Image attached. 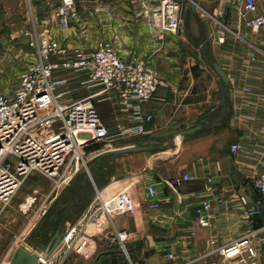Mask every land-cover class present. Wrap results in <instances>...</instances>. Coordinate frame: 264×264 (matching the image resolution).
Segmentation results:
<instances>
[{
  "label": "crops",
  "instance_id": "1",
  "mask_svg": "<svg viewBox=\"0 0 264 264\" xmlns=\"http://www.w3.org/2000/svg\"><path fill=\"white\" fill-rule=\"evenodd\" d=\"M161 1L74 0L76 14L68 24L56 19L55 10L42 20L40 33L59 40L68 55L76 50L91 51L99 42L110 40L122 57L144 60L149 68L156 67L165 61L168 44L166 33L154 26L153 11ZM257 2L258 10L253 15L264 14V0ZM219 3L215 13L220 20L216 19L209 33L205 28L208 38L214 39L210 40L213 53L229 80L230 114L217 121L214 127L192 138L179 139L172 146L105 158L100 165L121 158L125 172L130 175L119 176L121 179L114 183L113 176L108 185L100 187L103 193L113 195L123 188V184H131L139 206L134 213L116 216L113 221L102 218L100 229L93 237V254L89 258L72 257L64 264H126L129 259L133 264H264L261 241L264 215L246 217V209L261 200L254 182L259 174V154L264 144V98L261 97L264 95V32H253L237 17L231 9L236 0H219ZM227 12L231 15V24L226 25ZM218 31L226 33L224 44L216 41ZM252 54L259 59L256 65L249 59ZM257 65H261V69H256ZM245 86H250L253 92L246 93ZM171 88L161 90L143 105V112L152 113L153 117L145 121L142 139L137 141L158 137L154 133L175 119H189L187 116L191 115L199 120L212 110L210 91L200 96V91L193 89L183 94L177 87L175 91ZM88 91L101 92L95 87ZM216 94L219 97L218 82ZM187 96L190 97L188 102L184 101ZM96 99L111 105L124 128L135 131L134 123L124 121L126 114L119 109L116 95L102 92ZM247 115H250L249 119H246ZM194 119L192 123H195ZM104 122L109 129L116 124L114 118ZM235 144L239 146L237 151L232 149ZM136 161H139L138 166ZM184 174L195 179L178 186L167 184ZM81 175L76 174L65 189ZM92 178L88 182L91 192L96 193V182ZM149 184L157 190L154 198L148 193ZM95 193L86 199L75 221L89 217ZM241 196L247 199V206L240 204ZM153 199L159 202L157 208L150 207ZM204 201L210 202L212 210L208 225L200 226L196 221L197 208ZM73 219L69 216L66 222H73ZM116 230L128 233L129 256L121 248ZM243 236L250 238L255 256H251L246 247H237L229 253L220 252L221 247ZM169 252L175 257L170 258Z\"/></svg>",
  "mask_w": 264,
  "mask_h": 264
},
{
  "label": "built area",
  "instance_id": "2",
  "mask_svg": "<svg viewBox=\"0 0 264 264\" xmlns=\"http://www.w3.org/2000/svg\"><path fill=\"white\" fill-rule=\"evenodd\" d=\"M236 3L240 20L253 32H264V14L253 15L258 10L257 0H236ZM181 7L180 0H162L153 11L154 26L163 33L177 34L183 23ZM75 14L74 0H63L56 9L55 17L65 25ZM216 38L219 44L227 41L223 31H218ZM30 45L35 50L36 61L20 72L15 87L8 89L0 83V200L5 205L9 204L33 170L54 181L48 199L58 194L64 184H69L82 171V166L88 172L86 147L94 141L111 139L110 129L96 106L99 93L116 95L126 120L134 123L135 131L125 129L119 123L117 136H134L143 133V124L153 117L152 113L143 112V105L153 100L161 90L170 88V84L151 70L146 61L122 57L110 40L99 42L91 51L76 50L68 55L59 40L33 28ZM249 59L254 65L259 62L255 54ZM256 69H261V65H257ZM67 71L79 79L70 82ZM74 82L86 84L84 87L87 89L98 88L101 92L76 98L71 88ZM243 90L253 92L250 86H245ZM261 97L264 98V95ZM249 118L250 115H247L246 119ZM232 149L237 151L239 146L235 144ZM259 156V174L254 185L260 192L261 200L246 209V217L264 215V144ZM194 179V176L184 174L167 184L178 186ZM94 187L96 193L89 217L68 222L59 246L49 257L42 254L40 264H64L72 257L89 258L93 254V237L100 229L101 219L105 217L113 221L116 216L134 213L139 206L131 184L113 195L103 193L97 184ZM147 188L149 195L156 197L155 186L149 184ZM34 200L32 196L27 199L24 211L32 206ZM239 202L248 205L244 196ZM158 206L157 199L150 202L151 208ZM211 210L208 201L197 208L196 221L200 226L208 225ZM116 237L129 256L126 244L128 233L116 230ZM261 241L264 244V237ZM237 247H246L251 256L256 255L248 236L236 239L219 250L229 253ZM168 256L175 257L172 252ZM126 264L133 263L129 259Z\"/></svg>",
  "mask_w": 264,
  "mask_h": 264
},
{
  "label": "rangeland",
  "instance_id": "3",
  "mask_svg": "<svg viewBox=\"0 0 264 264\" xmlns=\"http://www.w3.org/2000/svg\"><path fill=\"white\" fill-rule=\"evenodd\" d=\"M180 1L182 3V27L177 34H166V43L168 44H166L165 61L156 65L157 68L155 66H150V68L164 78L172 89H176L177 87L178 91L183 94L192 89L193 91H200V96L206 95L210 91L213 97L211 104V109L213 110L220 101V98L216 94L217 75L205 61L200 50L195 46L185 30L184 18L189 6V0ZM219 4V0H198V11L205 27L208 29V33L211 31V25L216 24V19L220 20L215 13V9ZM59 5L60 0H0V83L5 88L15 87L20 72L36 61L35 50L30 45L31 30L36 28L40 32L42 20L54 13ZM231 9L235 11L237 17H240V11L238 10V6L236 7V3L232 5ZM230 17V13L227 12L224 24H231ZM191 30L194 34H198V25L194 18L191 20ZM211 37L210 40L213 41L214 39L213 37L211 39ZM66 74L70 77V82L79 79V77L74 76L70 71H67ZM84 86L86 84L83 85L80 82L71 84L72 90H76L74 97L77 98L90 93L89 89ZM189 98L187 96L184 101L188 102ZM96 106L104 120L114 118L116 124L110 128L111 139L94 141L85 149L86 162L89 169L91 168L90 173L93 177L92 166L97 165V159L103 152L117 147L132 145L135 144V141L142 139L141 134L137 136H117L119 130L118 124L121 123V120H118V115L114 113L112 106L101 99H96ZM187 117L189 119L183 117L182 119L168 122L164 129L154 134L158 137H163V142L166 143L165 137H170L182 128L201 120V118L199 120L196 119V116L192 117L190 115ZM192 118L198 121L196 122L194 119L195 123H192L194 122ZM124 121L129 122L126 118ZM166 132L168 133L167 135L161 136V134ZM120 159L119 161L113 160L112 163L105 162L107 164V168L103 170L105 174L100 172V176L110 181L115 176L114 183L121 179L119 176H123L124 174L130 175L128 172H125L123 164L120 162L122 160ZM135 163L137 164L136 166L139 165V161ZM105 164L102 166H105ZM131 166V169L134 170V166ZM81 170L79 173H87L84 166H82ZM78 183L72 184L73 191L77 188ZM53 185V180L39 171L33 170L26 177L24 183L9 204L5 205L0 200V264H8L16 248L22 242H27L34 248L40 249L42 245H46L50 240L49 236L53 233V228L67 227L68 223L62 220V215L56 210V203L60 201L61 195L67 189H65L67 184H64L61 188L63 191L61 190L58 194L51 195L48 199ZM123 185L125 187L128 183ZM93 193L95 191H92ZM31 196L35 197V200L32 206L24 211L23 205L27 203V199ZM44 204H47L46 208L42 207ZM36 231L38 234H36Z\"/></svg>",
  "mask_w": 264,
  "mask_h": 264
},
{
  "label": "water",
  "instance_id": "4",
  "mask_svg": "<svg viewBox=\"0 0 264 264\" xmlns=\"http://www.w3.org/2000/svg\"><path fill=\"white\" fill-rule=\"evenodd\" d=\"M199 5L198 0H189V6L185 12L184 18V28L195 46L199 48L203 58L208 63V65L215 71L218 76V94L220 101L218 105L211 110L208 114L203 116L201 120L197 123L192 124L190 126L184 127L179 130L177 133L173 134L170 137L166 138V143H164L163 137H155L148 140H142L138 143L117 147L112 150H108L103 152L99 158L97 159V166L104 162L105 158H114L122 155H127L130 153H138L144 151H151L156 149H163L169 146H172L176 143L180 138L189 139L196 136L198 133L206 131L212 127H214L215 123L222 118L227 117L232 109L231 97H230V84L228 77L220 65L219 61L215 57L211 41L208 38V34L204 25V22L199 14ZM194 18L198 25V34H194L191 30V20ZM91 169V168H90ZM90 169L88 168L87 173H82L84 175V181L89 179L93 180L92 174L90 173ZM88 175V176H86ZM94 182V181H93ZM95 183V182H94ZM80 196L83 195V189L80 187L79 189ZM74 196L77 202L80 198ZM74 201V202H75ZM68 203V206H75L76 202ZM76 220L74 217L73 222ZM63 224V223H62ZM64 227H60L56 230L55 234L50 238L49 242L46 245H42L40 249H36L27 242H22L15 250L12 258L9 261V264H40V257L42 254H45L46 257L51 256V254L57 249L59 246L63 235H64Z\"/></svg>",
  "mask_w": 264,
  "mask_h": 264
},
{
  "label": "flooded vegetation",
  "instance_id": "5",
  "mask_svg": "<svg viewBox=\"0 0 264 264\" xmlns=\"http://www.w3.org/2000/svg\"><path fill=\"white\" fill-rule=\"evenodd\" d=\"M84 178L85 177L82 176V175L80 177H77L73 181V184L75 185L79 181H80V184L77 185V188L75 189V191L72 190L73 189V185L70 186V187H67V189L64 191L63 195L61 196L60 201L58 203H56L57 204L56 210H58L59 213L62 215V217H63L62 220L63 221L64 220L66 221L67 218H69V216L70 217H77L78 214H79V209L83 207L86 199L92 193L91 189H90V182H88V180L84 181ZM80 187H82V189H83V195L82 196H80V194H79ZM76 195H78L77 196L78 198L81 197L77 202L75 201L76 199L74 198V196H76ZM74 201L76 202L75 206L69 207L68 203H71V202H74ZM54 230L56 232L57 228H55ZM40 233H41V231H40ZM36 234H38V232Z\"/></svg>",
  "mask_w": 264,
  "mask_h": 264
},
{
  "label": "trees",
  "instance_id": "6",
  "mask_svg": "<svg viewBox=\"0 0 264 264\" xmlns=\"http://www.w3.org/2000/svg\"><path fill=\"white\" fill-rule=\"evenodd\" d=\"M144 140H148V139H144ZM140 141H142V140H140ZM140 141H137V143ZM92 169H93L92 171L94 172V180L99 187H103L104 185H106L109 182L108 179H104L102 176H100V172L102 174H105V172L103 171L102 165H99V166L93 165ZM54 233H55V230L53 229V233H51V235L49 237L51 238L54 235Z\"/></svg>",
  "mask_w": 264,
  "mask_h": 264
}]
</instances>
